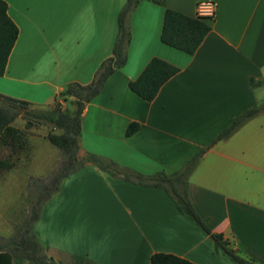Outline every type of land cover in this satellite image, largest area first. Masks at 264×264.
I'll use <instances>...</instances> for the list:
<instances>
[{"label":"crops","instance_id":"obj_1","mask_svg":"<svg viewBox=\"0 0 264 264\" xmlns=\"http://www.w3.org/2000/svg\"><path fill=\"white\" fill-rule=\"evenodd\" d=\"M4 1L19 38L0 77V94L42 110L54 108L70 84L93 81L113 55L118 17L127 3ZM163 1L144 0L130 14L128 63L86 106L81 157L94 154L146 175L176 172L264 103V0H211L216 18L194 55L164 44L161 36L167 9L197 17L203 0ZM153 58L180 71L147 102L129 83ZM132 123L140 128L127 137ZM49 133L30 137L25 173L15 174L21 173V163L0 171V239L13 236L21 213L11 211L12 183L26 187L32 177L47 178L59 165L62 154L49 146L51 154L37 162ZM9 160L0 155V162ZM22 192L18 199H27ZM188 196L209 227L242 257L264 263V110L207 150L190 175ZM35 233L57 264H151L156 253L195 264H236L163 189L116 179L95 165L64 180Z\"/></svg>","mask_w":264,"mask_h":264},{"label":"trees","instance_id":"obj_2","mask_svg":"<svg viewBox=\"0 0 264 264\" xmlns=\"http://www.w3.org/2000/svg\"><path fill=\"white\" fill-rule=\"evenodd\" d=\"M144 0H127L118 17V34L116 36L113 55L98 68L93 81L88 85L70 84L62 92V97L70 98L72 108L64 107L56 100L54 108L35 110L29 102L17 100L0 94V145L10 148L13 154L27 150L25 132L14 126L18 118L27 121L26 129L33 126H52L60 133L50 132L47 139L62 154V160L55 171L47 178H34L29 181L28 193L32 198L30 209L23 224L15 229V234L8 240L0 239V264H16V259L27 260L29 264H57L47 254L44 243L35 233V225L41 219L44 207L56 196L64 180L86 167L95 165L110 173L116 179H122L146 187L163 189L176 203L180 213L192 219L214 242L216 250L222 251L236 264H264L242 257L234 249L232 243L224 235L215 233L196 211L188 196L189 178L198 161L207 150L220 140L230 137L240 127L264 110V103L247 111L228 129L220 134L208 147L192 158L181 170L169 173L161 170L146 175L128 168H123L114 161L94 154L80 156L82 137V119L86 106L103 91L108 79L128 63V50L132 40L128 25L130 14ZM163 4V0H153ZM212 27L209 20L191 17L180 12L167 9L162 30V42L188 55H194L210 33ZM19 38V28L10 18L8 4L0 0V77L6 73L9 59ZM180 69L160 58H153L141 75L129 83L130 89L147 102H153L162 87ZM37 109V108H36ZM140 126L132 123L127 127L126 136L134 135ZM12 154V155H13ZM17 165L15 161H1L0 171L10 170ZM151 264H195L182 257L156 253Z\"/></svg>","mask_w":264,"mask_h":264},{"label":"rangeland","instance_id":"obj_3","mask_svg":"<svg viewBox=\"0 0 264 264\" xmlns=\"http://www.w3.org/2000/svg\"><path fill=\"white\" fill-rule=\"evenodd\" d=\"M59 100H60L59 103L61 105H63L65 108L66 107L72 108L70 98L62 97ZM35 110H42V109H36L35 108ZM26 124H27V121L22 119V118H18L14 123V125L16 127H18L19 129H21L25 132V139L24 140L27 143V148L30 150H31L30 144H29L30 137H36V136L42 137V135H46L49 131L59 133L58 130H56V131L51 130V128L54 129L52 126L37 125V126H33L30 129H26ZM45 146H49L50 148H53V150H56L58 152V156L61 155L60 150L57 147H55L49 140H46V143L41 144L39 147V150H38L39 152L37 154L39 156V158H38L37 162H44V158L51 154L50 150H47V148ZM26 151L18 153L15 155V154H13L12 149L4 148L2 145H0V155H2L4 158L5 157L10 158L11 161H15L16 163H21V167H20L21 173H15L16 176H19L18 174L22 175L23 173H25L30 168L29 165H25V161L29 159V153H27ZM9 153H11L10 157H9ZM52 157H54V155ZM61 160H62V158H61ZM39 164H41V163H39ZM37 173H41V172L38 171ZM28 186L22 188L21 182H13L12 185L10 186V189H9V194H10L9 196L11 198L10 199L11 211L12 212L21 211V213L19 214L20 217L17 216V219L14 222L16 225L14 227V229H16L17 226L23 224V221L27 217L29 209H30L32 198L29 196ZM1 190L2 189H0V192H1ZM24 190L27 194V199H25V197H21L20 199H18V196H22V194H23L22 191H24ZM23 207L25 208L24 215L22 214L23 213ZM14 234H15V232H14ZM4 240H8V239H4ZM2 243L3 242L0 241V244H2ZM15 263L16 264H29L28 261L24 260V259H16Z\"/></svg>","mask_w":264,"mask_h":264},{"label":"built area","instance_id":"obj_4","mask_svg":"<svg viewBox=\"0 0 264 264\" xmlns=\"http://www.w3.org/2000/svg\"><path fill=\"white\" fill-rule=\"evenodd\" d=\"M217 5L211 0H203L197 6V17L212 21L216 18Z\"/></svg>","mask_w":264,"mask_h":264}]
</instances>
